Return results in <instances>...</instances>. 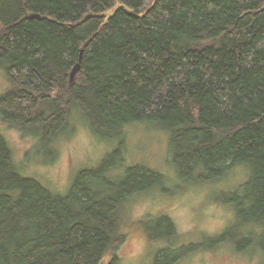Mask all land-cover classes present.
Wrapping results in <instances>:
<instances>
[{
  "label": "trees",
  "instance_id": "trees-1",
  "mask_svg": "<svg viewBox=\"0 0 264 264\" xmlns=\"http://www.w3.org/2000/svg\"><path fill=\"white\" fill-rule=\"evenodd\" d=\"M0 69L10 85L0 117L39 140L33 159L40 143L37 155L55 161V142L78 118L116 146L127 126L168 133L178 180L209 185L245 167L241 195L227 197L235 224L223 234L173 246L167 215L143 221L149 239L164 243L156 264L225 245L264 264V0H0ZM112 151L59 195L22 175L0 136V264H104L115 255L124 206L165 191L167 180L143 166L117 179L122 155Z\"/></svg>",
  "mask_w": 264,
  "mask_h": 264
},
{
  "label": "rangeland",
  "instance_id": "rangeland-1",
  "mask_svg": "<svg viewBox=\"0 0 264 264\" xmlns=\"http://www.w3.org/2000/svg\"><path fill=\"white\" fill-rule=\"evenodd\" d=\"M9 87L4 71L0 69V96ZM82 122L78 118L71 119L69 128L72 127V134L68 135L65 131L58 137L54 145L57 157L48 164L44 162L46 157L37 155L40 143L34 153L41 161L33 159L35 157L31 150L39 140L29 133L27 136L4 125L1 117L0 136L5 140L15 163L25 172L22 175L35 178L59 195H65L77 174L98 169L114 149L122 155L119 160L123 168L115 175L117 179L124 176L126 169L135 166H143L166 178L165 191H155L151 196L138 195L124 206L120 221L124 240L115 255L104 258V264H109L114 256L118 260L116 264H156L154 254L164 243L149 239L143 221L147 214L167 215L171 219L176 231V239L170 242L173 246L202 244L204 240L221 235L234 226L235 214L227 197L234 193L241 195L240 188L249 178L245 167H236L222 181L209 185L195 179L178 180L176 167L171 164L173 153L170 151L168 133L158 132L149 124L132 128L127 126L122 141L116 146L117 141L109 142L93 136ZM161 230L157 232L167 231ZM237 254L232 247L225 245L212 251L195 253L179 264H249L251 255L247 251L239 256Z\"/></svg>",
  "mask_w": 264,
  "mask_h": 264
},
{
  "label": "water",
  "instance_id": "water-1",
  "mask_svg": "<svg viewBox=\"0 0 264 264\" xmlns=\"http://www.w3.org/2000/svg\"><path fill=\"white\" fill-rule=\"evenodd\" d=\"M30 18H37V19H39L38 18V16H36V15H34V16H31ZM81 55H82V53H81ZM80 55V56H81ZM79 62H80V60H79ZM79 63L74 67V69H73V71H72V73H71V78L73 77V75H74V73L76 72V71H78V69H79Z\"/></svg>",
  "mask_w": 264,
  "mask_h": 264
},
{
  "label": "bare ground",
  "instance_id": "bare-ground-1",
  "mask_svg": "<svg viewBox=\"0 0 264 264\" xmlns=\"http://www.w3.org/2000/svg\"><path fill=\"white\" fill-rule=\"evenodd\" d=\"M126 10H128V9L126 8ZM71 73H72V72H71ZM73 76H74V75H73ZM72 78H73V77H72ZM72 78H71V79H72Z\"/></svg>",
  "mask_w": 264,
  "mask_h": 264
}]
</instances>
